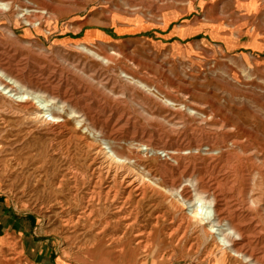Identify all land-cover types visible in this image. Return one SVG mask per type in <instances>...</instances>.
<instances>
[{"label": "rangeland", "instance_id": "rangeland-1", "mask_svg": "<svg viewBox=\"0 0 264 264\" xmlns=\"http://www.w3.org/2000/svg\"><path fill=\"white\" fill-rule=\"evenodd\" d=\"M0 69L11 253L248 264L189 219L200 196L264 264V0H0Z\"/></svg>", "mask_w": 264, "mask_h": 264}, {"label": "bare ground", "instance_id": "bare-ground-1", "mask_svg": "<svg viewBox=\"0 0 264 264\" xmlns=\"http://www.w3.org/2000/svg\"><path fill=\"white\" fill-rule=\"evenodd\" d=\"M248 5V4H247ZM6 12V11H5ZM8 12V11H7ZM28 14V13H27ZM38 14V13H37ZM34 15V14H33ZM26 16V15H24ZM32 16V14L30 15ZM28 16V17H30ZM105 61V60H103ZM0 72H4L3 70L0 69ZM5 73V72H4ZM3 73V74H4ZM8 73V72H7ZM1 74V75H3ZM4 76V75H3ZM9 77V76H7ZM12 80V79H11ZM19 80V79H18ZM13 81V80H12ZM9 82V81H8ZM12 83V82H11ZM17 84L16 81H14V84ZM140 84V83H139ZM142 87L146 88V86L144 84H140ZM9 85L5 86V88H7ZM147 90V89H146ZM70 101V100H69ZM167 103L169 105L170 102L167 101ZM70 110V109H69ZM39 116H41L40 113H38ZM43 117V116H42ZM58 119V118H55ZM51 125V130L52 132H57L59 130H62L63 127L60 126V123L58 121L53 122V124ZM63 132V131H62ZM61 133V131H60ZM100 135V134H99ZM95 155V159L96 160H100V158L102 157L101 155H104L105 160L101 161L102 163H100L101 166H103L104 161L109 162V165H113V163H119L122 164V160L120 159V157L118 158L119 154L111 149L109 152H106L105 150H96L94 152ZM103 159V158H101ZM108 165V164H107ZM114 167V166H113ZM130 170V169H129ZM124 180V179H123ZM127 181V180H126ZM137 182V181H136ZM138 183V182H137ZM121 184V183H120ZM127 187L129 189L132 190H140L138 187L136 188L135 184L133 181H129L127 183ZM126 188V187H124ZM132 192V191H131ZM134 193V192H133ZM204 194V192H202ZM199 195V194H198ZM202 195V194H201ZM203 201H205L202 197L200 196H196L194 201H191V203H187L190 205V207H193L194 210L191 211V213L188 215L193 221H197L200 224H207L209 233L215 235L220 243V245L224 248V249H229L230 251L234 252V255H236V257H241L244 260V263H248V264H259L258 260L255 256H249V255H243L240 252H237V250H235L234 248L237 245L242 244V241L244 240V238L232 225H230L229 222H226L224 224H222V220L221 215L219 213V211L217 210V204L215 201H211L208 203V209L211 210H204L202 209V207L199 206V203H203ZM207 202V201H206ZM221 209V208H220ZM94 210V209H93ZM123 210V209H122ZM121 211V210H120ZM118 211V212H120ZM83 214L80 215L78 217V219H82L84 217H86L87 215H89L91 213L90 209H86L84 212H82ZM125 217V216H123ZM246 236V235H245ZM247 245V244H246ZM243 246V245H242ZM245 248V247H244ZM238 249V248H236ZM247 250V249H246ZM109 254V253H108ZM233 254V253H232ZM246 254V253H245ZM104 257V256H103ZM110 261V260H109ZM264 261V260H263ZM100 262V261H99ZM103 262V261H102ZM105 263V262H103ZM264 263V262H261Z\"/></svg>", "mask_w": 264, "mask_h": 264}, {"label": "crops", "instance_id": "crops-1", "mask_svg": "<svg viewBox=\"0 0 264 264\" xmlns=\"http://www.w3.org/2000/svg\"><path fill=\"white\" fill-rule=\"evenodd\" d=\"M26 232V221L18 218L9 207L5 206L0 200V264H50V260L45 256L40 257L18 256L10 252V246L23 241ZM24 248V243L22 244Z\"/></svg>", "mask_w": 264, "mask_h": 264}]
</instances>
